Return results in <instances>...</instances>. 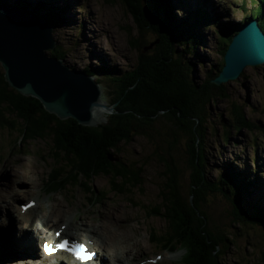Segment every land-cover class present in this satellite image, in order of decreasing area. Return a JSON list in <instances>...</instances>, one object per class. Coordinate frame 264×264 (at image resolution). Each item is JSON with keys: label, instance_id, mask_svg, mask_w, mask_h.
Returning a JSON list of instances; mask_svg holds the SVG:
<instances>
[{"label": "trees", "instance_id": "obj_1", "mask_svg": "<svg viewBox=\"0 0 264 264\" xmlns=\"http://www.w3.org/2000/svg\"><path fill=\"white\" fill-rule=\"evenodd\" d=\"M106 1H118L131 15L135 28L142 34H152L153 40L146 44L141 41V45L140 38L132 36L131 29L125 28L130 37L129 46L136 51L134 63L128 69L121 72L116 67L101 66L82 70L94 77L101 75L111 84V104L114 108L105 123L87 127L70 118L58 119L46 112L36 99L24 97L11 89L5 83L0 68V129L18 130L21 143L52 138L51 159L57 173L49 175V191L76 185L79 177L89 179L103 175L111 180H120L119 186L110 185L111 192L126 195L131 188L141 185L142 166L129 163L131 168L123 164L119 146L130 143L136 136L152 140L150 132L155 123L163 119L174 139L179 135L186 138V165L190 169V180L185 196L180 191L179 170L170 154L171 148L167 153L155 150L156 158L164 167L166 188L159 191L160 204L151 208L149 214L160 216L167 227L163 237L152 241L160 247L188 246L190 251L186 248L184 264H224L222 257L228 245L234 244L233 235L229 236L220 232L221 228L210 225V211L206 209L208 197L220 194L229 204L233 217L231 226L249 222L263 230L264 202L261 199L254 204L247 202L250 190L256 187L255 176L259 166L255 171L243 172L236 171L229 163L217 177L208 179L205 154L207 109L209 104L219 99L228 100L226 85H214L212 80L223 66V54L230 36L249 16L257 19L264 33V0H254L251 11L242 6L247 16L242 24L236 25L212 21L199 4L178 18L173 12L171 0H156L155 9L150 7V11L144 9L142 0ZM0 3L25 9L44 19L52 29L62 21L67 9L56 7L46 0H0ZM158 9L164 19H157ZM199 26L215 29L220 55L219 62L206 70L202 79L194 77L192 63L182 62V55H194L197 47H202L203 37L197 31ZM58 50L56 47L51 55L64 59L65 54ZM18 125L20 128H17ZM224 125L223 142L228 139L227 128L255 129L245 118L242 106L235 103L231 104ZM176 143L177 140L172 148ZM15 145L14 142L11 149ZM254 159H258L257 155ZM257 256H260L257 260L264 264V252Z\"/></svg>", "mask_w": 264, "mask_h": 264}, {"label": "rangeland", "instance_id": "obj_2", "mask_svg": "<svg viewBox=\"0 0 264 264\" xmlns=\"http://www.w3.org/2000/svg\"><path fill=\"white\" fill-rule=\"evenodd\" d=\"M46 1L53 3L56 7L67 8L62 21L55 29L53 28L52 35L57 42L58 51L65 54V62L75 69L83 70L88 67L99 68L101 66L116 67L121 72L128 69L134 63L136 51L129 46L130 37L125 28H130L131 35L138 36L140 43L141 41L142 43H149L153 40L152 34L148 32L142 34L135 28L130 14L123 9L118 1ZM147 1L150 2L151 0ZM152 1L154 4L155 0ZM171 3L174 6L173 12L178 18L185 16L186 10L194 9L199 4L208 12L211 20H217L219 24H227L240 22L247 16V13L240 10L239 6L246 5L247 10L251 11L254 7L252 3L255 2L254 0H171ZM158 10L157 19H164L162 11ZM197 31L203 37L200 43L202 47H197L194 55H182V62L192 63L194 65V77L202 79L204 72L219 62L220 55L217 51L215 29L212 26H199ZM95 78L104 88V95L109 102L112 98L111 84L101 75H97ZM225 85L228 89V100L219 99L217 102L209 104L207 109L208 119L205 134L207 177L209 180L217 177L222 168L229 163H232L236 171L243 172L255 171L256 166H259L257 176H255L256 187L250 190L247 202L254 204L260 199L264 202V66L246 67L237 80L227 82ZM232 103L243 107L245 118L255 129L253 127L251 130L227 128L229 130L228 139L223 142L224 121L229 116ZM101 118L103 119L102 116ZM17 128L20 126L18 125ZM169 129V125L160 119L150 132L152 140L144 136H136L130 143L119 146L123 164L131 168L130 164L134 163L135 166H142L140 179L143 178V181L141 185L131 188L126 195L115 194L110 191V185L119 186L120 180H111L102 175L89 179V188H85L83 177L77 179L78 185L76 186L68 185L61 192L45 193L43 188L49 181L47 177L52 172L53 167L52 151L50 150L51 138L26 141L20 143V147L16 146L11 149L14 140L19 136L18 130L0 129V185L2 183L9 185L13 182V173L27 167L30 176L33 177L31 178L34 180V187L31 189L33 191H30V196L33 194L30 197L29 194L23 196L20 193L17 197L23 200V205L29 201L40 205V209L35 210L38 215L43 213L46 216L49 206L62 203L61 206L65 211L59 217L54 216L52 219L56 224L60 222L61 218H64L68 222L78 225L81 223L95 225L101 220V215L103 216L105 211H110L114 216L121 219L118 221L119 225H114V227L130 226L128 228L131 232L126 231L137 241V246L133 247L137 251L135 250L132 257L136 258L138 255L139 258L143 257V261L154 259V262H144V264L179 262L183 250L176 251V258L168 259V250H162L159 245L156 247L154 243L150 242V240L154 241L163 237L162 233L167 227L160 216L149 214L151 208L160 204L159 191L166 188V177L163 175L164 167L154 154L156 149L167 153L171 148L170 154L179 170L180 191L185 196L189 191L190 169L186 165V138L179 135L177 139H174ZM176 140V146L172 148V144ZM255 153L258 157L257 160L254 159ZM11 169L13 173H11ZM252 178L254 179L253 176ZM14 185L15 188L23 192L27 189L28 182L19 184L17 179ZM45 190L47 191V189ZM208 201L206 209L209 208L210 211V225L221 228L220 232L228 233L229 236L233 235L234 244L228 245L223 254L222 262L224 264H263L257 260V257L260 256L254 254L264 252V230L249 222L231 226L233 219L231 207L222 199L220 194L210 195ZM5 203L0 199L1 206ZM17 207L19 208L18 205ZM0 209L2 211L3 208L0 207ZM29 211L31 213L27 219L35 214L33 208ZM10 219L13 228L8 230L14 231V233H18V230L20 232L19 227L22 225L19 224L17 229L14 228L17 223L12 213ZM56 224L53 225V229L58 226ZM149 233L151 234L150 238ZM186 248L190 251L188 246ZM130 256H126L127 263L124 264H136ZM0 257H3V252L0 253Z\"/></svg>", "mask_w": 264, "mask_h": 264}, {"label": "water", "instance_id": "obj_3", "mask_svg": "<svg viewBox=\"0 0 264 264\" xmlns=\"http://www.w3.org/2000/svg\"><path fill=\"white\" fill-rule=\"evenodd\" d=\"M155 1L142 0L144 9L154 10ZM52 30L31 12L0 3V68L5 83L39 101L60 120L70 118L87 127L103 124L97 121V110L110 114L114 105L108 104L104 88L93 75L51 55L57 47ZM259 66H264V33L257 20L249 18L230 37L223 66L212 82L219 86L237 80L244 68Z\"/></svg>", "mask_w": 264, "mask_h": 264}, {"label": "bare ground", "instance_id": "obj_4", "mask_svg": "<svg viewBox=\"0 0 264 264\" xmlns=\"http://www.w3.org/2000/svg\"><path fill=\"white\" fill-rule=\"evenodd\" d=\"M103 104H106V102L103 101ZM97 113L100 114L98 119L96 118L98 122L106 121V115H105L106 113L104 111L97 110ZM101 116L103 117V119L101 118ZM11 173H13L12 169H11ZM31 177L32 176H30L29 168L24 167L13 173L12 183H10L9 185L2 183V185H0V199H2L3 202H6L3 206L0 205V207L3 208L2 211L0 209V227H2L0 228V237H1L0 253L3 252V257H0V264H34L35 263L34 261H38L39 259H40V264H53L56 261L65 259L66 255L63 253H58L52 257H45L44 255H42V252L40 250V241L46 240L49 243L52 242L56 243V241L58 242L60 239H64L67 237L69 239L76 240L78 242H89L90 244H92L90 246V250L91 251L96 250L97 253V260H96L97 263L94 264H112V262L114 261H119L122 256H123V260L120 263H124V261H126L125 259L126 255L134 252L133 247L137 246V241L136 239L134 240L131 237V234L129 235L128 233L131 232L129 231L130 229L128 228L130 226L114 227V225L115 226L119 225L118 221H120L121 219L120 217L114 216L110 211H105L104 215L103 216L101 215V220L95 225H89L87 223H81L80 225H78V224H74L73 222H68L64 218H61L60 222L56 224V222L52 219H54L53 218L54 216L59 217V215H61V213L65 211L61 206L62 203L61 204L56 203V205L49 206L48 212H46L48 215L46 216L43 213H41L40 215L36 213L35 210L37 208L40 209V205H37L36 203L33 206V211H35V214L30 219H27V217L31 212L29 210H26L25 212L20 210V207L22 205L20 204V202L22 199L17 196L20 195V193H22L23 196H26L27 194H29L30 196V191H33L31 189L34 187V183H33L34 180L32 179L33 177L32 178ZM17 179L19 184L25 181L28 182V187L27 189L23 190V192L15 188L14 182ZM17 205L19 206V208L17 207ZM11 213L14 216V220H16L17 223L16 226H14V228H16L17 226L19 227V224L22 225L19 227L20 232L18 230V233L17 232L14 233V231L12 232L8 230L9 227L11 226V219H10ZM62 221H64L63 224H61ZM55 224L58 226L53 229V225ZM56 229L60 231L61 238H57V239L54 238L53 235ZM72 230H75L77 233L74 231L73 233ZM126 230H128V232ZM138 242H142V241H138ZM18 253L21 254L18 255ZM8 254H11L12 257L7 258ZM176 255H177L176 253H170L168 257L174 258L176 257ZM23 257H28V258L27 260H25L23 259ZM31 257L32 258L37 257L38 260H32ZM12 258H19V261L9 262L8 260ZM88 264H93V263H88Z\"/></svg>", "mask_w": 264, "mask_h": 264}, {"label": "clouds", "instance_id": "obj_5", "mask_svg": "<svg viewBox=\"0 0 264 264\" xmlns=\"http://www.w3.org/2000/svg\"><path fill=\"white\" fill-rule=\"evenodd\" d=\"M198 2V1H197ZM199 2H201V1H199ZM53 4V3H52ZM54 5V4H53ZM55 6V5H54ZM244 6V5H243ZM240 7V10H242L243 8H242V6H239ZM245 8L247 9V7H246V5H245ZM249 18H251L252 19V17L251 16H249L247 19L249 20ZM248 20H246V21H248ZM254 20V19H253ZM255 20H257V19H255ZM213 21V20H212ZM246 21L244 22V23H246ZM242 22H243V19L240 21V22H237V23H233L234 25H236V24H238V23H240V24H242ZM258 22V21H257ZM243 23V24H244ZM227 24H229V23H227ZM231 24V23H230ZM159 27H161V26H159ZM236 31V30H235ZM236 33V32H235ZM234 33V34H235ZM232 36V35H231ZM230 36V37H231ZM64 61H65V59H64ZM66 63V62H65ZM67 64V63H66ZM68 65V64H67ZM71 68H73V67H71ZM257 68V67H256ZM220 72V71H219ZM241 75H242V73H241ZM240 75V76H241ZM96 81H98L97 80V78H96ZM225 84V83H224ZM108 104H111V100L108 102ZM112 105H114V104H112ZM236 105H239V104H236ZM114 108V107H113ZM242 111H243V107H242ZM112 113H113V110H112ZM112 113H110V114H112ZM106 115V114H105ZM108 115V114H107ZM107 115H106V117H107ZM245 116V115H244ZM104 123H105V121H104ZM103 123V124H104ZM99 125V124H98ZM94 127V126H93ZM134 138V137H133ZM51 141H52V138H51ZM14 142H15V146L13 147V148H15L16 146H18V147H20L19 145H20V143L21 142H19V140H18V137L14 140ZM13 142V143H14ZM24 143V142H23ZM11 146H13V144L11 145ZM12 148V147H11ZM264 149V148H263ZM255 155H256V153L254 154V158H255ZM52 162H53V160H52ZM55 171H56V173H57V170L55 169V166H54V163H53V167H52V172H50L49 173V175H54V174H56L55 173ZM49 175H48V179H49ZM98 176H100V175H98ZM103 176V175H102ZM84 177V176H83ZM82 177V178H83ZM95 177H97V176H93V177H90L89 179H91V178H95ZM106 177V176H105ZM47 178H46V181H47ZM80 178V177H79ZM89 179H86L85 177H84V180H85V188H89V185H88V180ZM46 181H45V183H46ZM50 182H51V180H49L48 181V183H46L45 185H44V188H43V191L45 192V193H56V192H61V191H63V190H65V188L68 186H65L64 188H62L61 190H57V191H49L48 190V188H49V186H50ZM70 185H72V184H70ZM76 185H78V183H77V181H76ZM76 185H73V186H76ZM111 188V187H110ZM45 189H47V191L45 190ZM95 198H97V199H99L98 197H95ZM100 200V199H99ZM29 202H31V203H33V205L31 206V208H33V206L35 205L34 204V202L33 201H29ZM23 200L20 202V204H22L21 205V207H20V210H21V208L23 207V206H25V205H23ZM19 204V205H20ZM31 208H29L28 210H30ZM161 218V217H160ZM162 219V218H161ZM9 228H13V226L11 225ZM59 229V228H58ZM58 229H56L55 231H54V234H55V232H57V236H54V238L55 239H57V238H61V234H60V231L58 230ZM150 234V233H149ZM57 237V238H56ZM68 238V237H67ZM149 238H150V235H149ZM66 238H64V239H60L58 242L59 243H61V240H65ZM69 239V238H68ZM150 240V239H149ZM69 241L70 242H72L73 240L72 239H69ZM57 241H56V243L55 242H52V243H49L48 241H46V240H41L40 241V247H41V250H45V248H44V246L45 245H49V246H51V247H55V246H57L56 244L58 243ZM150 242L153 244V241L152 240H150ZM73 243V242H72ZM156 247H158V245H155ZM160 248H162V250H168L167 252H168V254H170V253H177L176 251H179V250H183V253H182V255H181V258H180V261L179 262H176V261H174V262H171V263H169V264H184V263H182L184 260H185V258H186V254H187V252H186V247L184 246V245H176V247H174V248H169V247H160ZM133 251L135 252V248L133 249ZM171 251V252H170ZM134 252L133 253H129V254H127V255H131L130 257H132L133 255H134ZM61 253V252H60ZM63 254H65L66 255V258L65 259H62V260H59V261H56L55 263H61V262H64V264H85L86 262H89V261H86V259H77L76 257H77V254H79V255H82V253L81 252H79L78 250H77V248H76V246H74L73 248H69V247H67V248H65V250H63V252H62ZM58 254V253H57ZM126 255V256H127ZM256 256H257V254H255ZM83 256V255H82ZM10 257H12V255L11 254H9V258ZM176 257H177V255H176ZM176 257H174V258H176ZM174 258H169L168 257V259H174ZM132 259H134V263H136V264H141V262H145V263H152V262H154V259H146L145 261H143L142 259H143V257L142 258H139L138 257V255L136 256V258H134V257H132ZM15 261H19L18 260V258H12V259H10L9 260V262H15ZM77 261H79V262H77Z\"/></svg>", "mask_w": 264, "mask_h": 264}, {"label": "snow or ice", "instance_id": "obj_6", "mask_svg": "<svg viewBox=\"0 0 264 264\" xmlns=\"http://www.w3.org/2000/svg\"><path fill=\"white\" fill-rule=\"evenodd\" d=\"M67 243H68V242L65 241L64 244L59 245L58 247H62V248H63V247L66 246ZM78 247H80L81 249L83 248V246H78ZM44 248H45V251H46V252L51 250V246H49V245H45ZM76 258H77V259H86V258H88V257H87V256H82V255L77 254V257H76Z\"/></svg>", "mask_w": 264, "mask_h": 264}]
</instances>
